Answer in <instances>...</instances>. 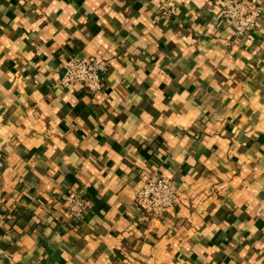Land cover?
Instances as JSON below:
<instances>
[{
    "label": "crops",
    "instance_id": "obj_1",
    "mask_svg": "<svg viewBox=\"0 0 264 264\" xmlns=\"http://www.w3.org/2000/svg\"><path fill=\"white\" fill-rule=\"evenodd\" d=\"M226 1L0 0V264H264V15L238 37ZM74 57L108 61L99 93L60 86Z\"/></svg>",
    "mask_w": 264,
    "mask_h": 264
},
{
    "label": "built area",
    "instance_id": "obj_2",
    "mask_svg": "<svg viewBox=\"0 0 264 264\" xmlns=\"http://www.w3.org/2000/svg\"><path fill=\"white\" fill-rule=\"evenodd\" d=\"M262 2L228 0L222 6L220 18L223 25L238 37L251 36L257 29L258 21L264 15ZM172 6L163 10V16L175 12ZM63 78L60 86H84L90 93L102 90L103 80L108 71V61L103 58H69L62 64ZM1 108V106H0ZM179 202L174 183L155 171L148 176L138 189L136 205L155 219L163 218ZM63 210L70 221L80 223L91 210V202L78 196H66L63 199Z\"/></svg>",
    "mask_w": 264,
    "mask_h": 264
}]
</instances>
